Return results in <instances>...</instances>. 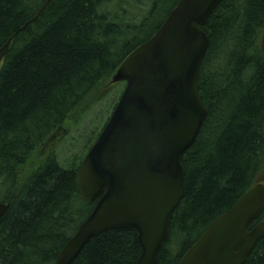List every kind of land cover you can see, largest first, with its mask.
<instances>
[{
	"label": "trees",
	"instance_id": "16d2710c",
	"mask_svg": "<svg viewBox=\"0 0 264 264\" xmlns=\"http://www.w3.org/2000/svg\"><path fill=\"white\" fill-rule=\"evenodd\" d=\"M177 2L0 0V47L13 37L0 66V203L8 206L0 219V264H54L90 214L95 203L78 195L77 166L62 168L54 153L33 157L107 92L103 86L121 62ZM203 30L209 45L197 93L208 114L181 157L185 194L158 264H178L264 169V0H222ZM259 221L264 210L252 226ZM140 252L134 232L110 230L72 264H136ZM245 264H264V238Z\"/></svg>",
	"mask_w": 264,
	"mask_h": 264
},
{
	"label": "water",
	"instance_id": "95a60500",
	"mask_svg": "<svg viewBox=\"0 0 264 264\" xmlns=\"http://www.w3.org/2000/svg\"><path fill=\"white\" fill-rule=\"evenodd\" d=\"M221 2L178 0L157 31L112 74L111 84L124 82V90L76 169L78 195L95 205L54 264H72L92 239L110 230L136 234L141 249L136 264H158L171 216L185 194L181 157L208 114L197 78L209 45L203 27ZM12 39L0 47V66ZM260 49L264 55V30ZM7 207L0 203V219ZM263 210L264 183H259L216 218L178 264H245L264 238V221L252 226Z\"/></svg>",
	"mask_w": 264,
	"mask_h": 264
},
{
	"label": "rangeland",
	"instance_id": "374dc122",
	"mask_svg": "<svg viewBox=\"0 0 264 264\" xmlns=\"http://www.w3.org/2000/svg\"><path fill=\"white\" fill-rule=\"evenodd\" d=\"M124 82L111 84L110 79L103 86L101 97L93 102L73 121H67L53 132L36 151L33 159H43L54 153L58 164L69 170L78 167L112 114L123 90ZM264 183V169L258 174L255 184Z\"/></svg>",
	"mask_w": 264,
	"mask_h": 264
}]
</instances>
